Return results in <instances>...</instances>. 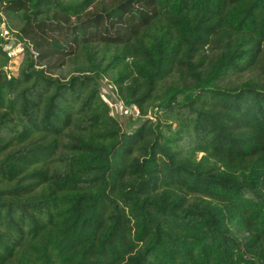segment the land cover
I'll return each mask as SVG.
<instances>
[{
	"label": "trees",
	"instance_id": "16d2710c",
	"mask_svg": "<svg viewBox=\"0 0 264 264\" xmlns=\"http://www.w3.org/2000/svg\"><path fill=\"white\" fill-rule=\"evenodd\" d=\"M4 16L23 53L9 75L0 39V264H264V0H0ZM104 77L155 122L123 131Z\"/></svg>",
	"mask_w": 264,
	"mask_h": 264
},
{
	"label": "rangeland",
	"instance_id": "374dc122",
	"mask_svg": "<svg viewBox=\"0 0 264 264\" xmlns=\"http://www.w3.org/2000/svg\"><path fill=\"white\" fill-rule=\"evenodd\" d=\"M4 17H5L4 20L7 19L8 23L10 25V28H12L13 31L16 33L17 32V30H16L17 23H15L14 20H10V18H8L6 16H4ZM13 31H11V32L13 33ZM8 41H10V42H9V44H8L9 46L6 48V50L11 49V52H13L12 54H16L17 52L14 51L15 50L14 47H15V44L17 42L16 39L13 37V40L11 38ZM11 58L12 59H10L9 62L7 63L6 69H7L9 75L15 76L17 74V69H18L20 61L22 59V55H20L17 58H13V57H11ZM77 62L79 63V61H71L70 63H67L62 69L53 73V75L55 77H59L63 80H66L70 76L74 75V68L77 66ZM253 75H255V74L245 72L241 76H237V78L241 81H245L246 79L251 78ZM230 80L231 81L233 80V83L234 82L238 83V80H236V77L235 78L232 77ZM97 84H98V92L100 94V97L111 102V100H112V98H114V96L111 95V89L113 87H112V83L110 82V79L107 77H104V78L98 80ZM119 110L120 109H118V107H116V108L113 107L111 113L115 114V116L117 117L118 121L120 122V124L122 126L123 131H125L126 133L134 132L143 123H145V121H147V120L151 123L155 122L154 118L151 117V114H149V113L147 114V116H143L140 118H133V116L127 117V115H120L121 112Z\"/></svg>",
	"mask_w": 264,
	"mask_h": 264
},
{
	"label": "built area",
	"instance_id": "2783aa9c",
	"mask_svg": "<svg viewBox=\"0 0 264 264\" xmlns=\"http://www.w3.org/2000/svg\"><path fill=\"white\" fill-rule=\"evenodd\" d=\"M13 37H14L13 36V33L11 32V30H9V28H8L5 20L4 19L1 20L0 21V39H2L5 42H7V45L5 46V51L7 52V57L9 58V60L12 59L11 57L17 58L20 55H22V53H23V43L20 42V41H18L15 37L14 38L16 39L17 42L15 44V47H14L15 50L14 51L17 52V53L16 54H12L13 52H11V49H7L6 50V48L9 46L8 44L10 42L8 40H10L11 38L13 40ZM102 99H103L104 102L107 103V105L110 108H113V107L116 108V107H118V109H120L119 111L121 113L125 114V115L126 114H131V115H137L138 114V111H137V109H136L135 106H132L131 108H126V107H124L122 105V103H119V102L113 103V102H109V101L105 100L104 98H102ZM110 115H112V113Z\"/></svg>",
	"mask_w": 264,
	"mask_h": 264
}]
</instances>
